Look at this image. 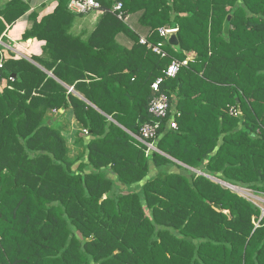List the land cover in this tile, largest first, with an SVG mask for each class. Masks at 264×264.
I'll list each match as a JSON object with an SVG mask.
<instances>
[{
	"label": "trees",
	"instance_id": "1",
	"mask_svg": "<svg viewBox=\"0 0 264 264\" xmlns=\"http://www.w3.org/2000/svg\"><path fill=\"white\" fill-rule=\"evenodd\" d=\"M100 1L88 38L72 32L68 0L32 15L23 38L46 41V56L33 59L54 76L5 59L0 264H264L262 208L211 178L264 194V0ZM119 1L124 19L111 10ZM27 10L8 2L0 34ZM134 13L144 36L127 22ZM165 26L179 28L180 49L160 34ZM160 76L178 129L164 119L158 150L147 152L138 136L156 120ZM60 109L72 110L76 148L49 115Z\"/></svg>",
	"mask_w": 264,
	"mask_h": 264
},
{
	"label": "crops",
	"instance_id": "2",
	"mask_svg": "<svg viewBox=\"0 0 264 264\" xmlns=\"http://www.w3.org/2000/svg\"><path fill=\"white\" fill-rule=\"evenodd\" d=\"M11 1L12 0H0V18H2L1 10L8 2ZM24 1L28 5V10L25 12V14L22 17H20L13 23L10 24L7 23V29L0 34L1 57L4 58V61L7 58L15 59V60L20 58H26L30 62L34 63L43 70L47 71L50 75H53L52 71H48L38 61L33 59L34 56L37 57L46 56L44 54V49H43V46L46 44V41L39 40L37 38H29L25 40L23 37L25 32L31 29L34 24L32 15L34 13H37L38 17H40L52 13L55 10V7L59 0H24ZM95 11H93V13L91 12L88 14H75L77 16L75 17V22L72 28V32L75 35H81L83 38H88V36L96 29V26L101 16L104 13L103 4L101 10H95ZM138 19L139 16L135 13L128 14L127 16V22L131 25V27L136 29L137 31L139 30L141 35L144 36V32L146 31V29H141L142 27ZM118 39L121 43L126 44L127 46H132L133 44L131 39L124 34H120ZM6 82L7 80L5 78L4 84H6ZM70 88L74 89V87H70ZM78 95L84 98V95L79 92ZM62 113L63 115H60ZM49 115L53 116L54 121L58 119L62 121V123L65 125L63 134L68 138V145L70 146L71 144L74 148H76V146H74L75 138L73 137V132L76 130L77 127L72 110L68 109V111L65 112L64 109H60L59 114L57 110H54L53 112H50ZM2 129L3 130L0 131V135L4 137L7 136L9 130L7 131L5 130L7 128H3V127ZM12 133L13 132L10 130V134ZM227 183L231 184L229 182ZM263 215H264V210L262 217ZM246 264H252L251 260L248 259Z\"/></svg>",
	"mask_w": 264,
	"mask_h": 264
},
{
	"label": "built area",
	"instance_id": "3",
	"mask_svg": "<svg viewBox=\"0 0 264 264\" xmlns=\"http://www.w3.org/2000/svg\"><path fill=\"white\" fill-rule=\"evenodd\" d=\"M68 9L74 14H88L95 10H101L102 4L99 0H68ZM111 10L118 14L120 19H124L123 12V3L116 2ZM178 27L176 26H165L160 28L159 32L162 36L169 37V34L172 32H178ZM141 42L143 44H148V47L153 49V51L157 54L165 56V52L161 48L160 45H153L148 43L145 37L141 38ZM192 55H189L185 60L180 61L174 59V61L164 70L165 77H174L181 66L187 65ZM5 61L4 58H0V88L5 83V78L3 75ZM164 80V76H160L153 84L152 88L155 90L158 95L155 96L149 106V111L156 118L154 122H147L141 128V135L138 138L147 146V152H151L153 150H158L157 147V136L158 132L162 127V121L167 119V124L170 129H178V123L175 119V109L173 107L172 102L170 101L169 96L161 91V84ZM231 113L235 116L239 115L240 112L237 108L231 109ZM87 131V130H85Z\"/></svg>",
	"mask_w": 264,
	"mask_h": 264
},
{
	"label": "rangeland",
	"instance_id": "4",
	"mask_svg": "<svg viewBox=\"0 0 264 264\" xmlns=\"http://www.w3.org/2000/svg\"><path fill=\"white\" fill-rule=\"evenodd\" d=\"M96 12V11H95ZM94 12V13H95ZM93 13V12H92ZM188 53V52H187ZM72 89V88H71ZM74 92L78 94V92L75 89H72ZM71 145V144H70ZM77 150V149H76ZM156 173V172H155ZM216 181V180H215ZM224 181V180H223ZM218 182V181H217ZM227 183V181H224V183ZM220 183V182H219ZM224 185V184H223ZM233 185V184H232ZM232 190L234 192H237L241 196H244L246 199L252 201L253 203L257 204L262 208V212L264 210V194L259 193L253 189L241 187L239 185H233ZM263 214V213H262ZM256 226H260V222H256Z\"/></svg>",
	"mask_w": 264,
	"mask_h": 264
},
{
	"label": "water",
	"instance_id": "5",
	"mask_svg": "<svg viewBox=\"0 0 264 264\" xmlns=\"http://www.w3.org/2000/svg\"><path fill=\"white\" fill-rule=\"evenodd\" d=\"M231 15H229L226 20H225V23H224V29L226 32H229L230 28H231ZM168 42L174 46L175 48L177 49H180V41L178 39V36H177V32H172L169 34V37H168ZM212 179L220 182L221 184H224L225 186L229 187V188H233V185L231 184H228V183H224V181H222L221 179L219 178H216V177H211Z\"/></svg>",
	"mask_w": 264,
	"mask_h": 264
}]
</instances>
